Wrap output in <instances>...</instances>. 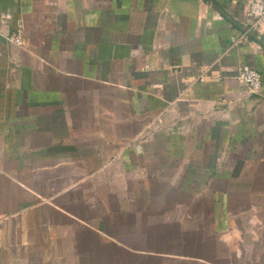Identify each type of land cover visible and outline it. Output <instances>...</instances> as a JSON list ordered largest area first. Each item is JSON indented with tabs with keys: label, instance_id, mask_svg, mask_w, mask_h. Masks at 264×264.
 Returning a JSON list of instances; mask_svg holds the SVG:
<instances>
[{
	"label": "crops",
	"instance_id": "obj_1",
	"mask_svg": "<svg viewBox=\"0 0 264 264\" xmlns=\"http://www.w3.org/2000/svg\"><path fill=\"white\" fill-rule=\"evenodd\" d=\"M225 14L248 25L246 0H0V264L166 255L117 236L160 222L262 246L264 42Z\"/></svg>",
	"mask_w": 264,
	"mask_h": 264
},
{
	"label": "rangeland",
	"instance_id": "obj_2",
	"mask_svg": "<svg viewBox=\"0 0 264 264\" xmlns=\"http://www.w3.org/2000/svg\"><path fill=\"white\" fill-rule=\"evenodd\" d=\"M208 210H210V208H208ZM189 224L188 221H184V223L160 222L151 226V228L154 231H162L164 234H117V236H120L122 242L126 241L135 248H149L161 251L166 249H178L189 252L207 251L214 252V255L219 258V260L222 259V263L219 262L220 264H227L226 261H229V264H264V253L260 254L264 241H262V246H260V241L257 238L252 239L251 234H237L238 238L231 237L232 239L229 240L231 245H228L226 241V243H224L222 242L223 240L219 239V234H191L195 227L191 228L188 226ZM199 225H209V222H206L203 218L202 222L199 221ZM197 231H199V229H197ZM176 237L177 239L180 238L182 243H173ZM205 239L207 240V247H205L204 244ZM227 252L228 255L230 254L229 256H227ZM235 252L241 253L237 257L234 254ZM134 259H136L134 256H124L121 262L124 264H131V262L137 264H152L148 260L138 262V260Z\"/></svg>",
	"mask_w": 264,
	"mask_h": 264
},
{
	"label": "built area",
	"instance_id": "obj_3",
	"mask_svg": "<svg viewBox=\"0 0 264 264\" xmlns=\"http://www.w3.org/2000/svg\"><path fill=\"white\" fill-rule=\"evenodd\" d=\"M246 25L250 30L258 29L256 35L262 38L264 42V30L260 29L264 24V0H246ZM246 34L245 31L241 35ZM10 41L15 44H22L23 40L20 35L14 34L9 37ZM235 77L249 86L252 91H258L262 86V74L254 66L248 63H242L237 68Z\"/></svg>",
	"mask_w": 264,
	"mask_h": 264
},
{
	"label": "trees",
	"instance_id": "obj_4",
	"mask_svg": "<svg viewBox=\"0 0 264 264\" xmlns=\"http://www.w3.org/2000/svg\"><path fill=\"white\" fill-rule=\"evenodd\" d=\"M179 237V236H178ZM177 237L173 240L175 244L182 243V240L180 241V238ZM176 240V241H175ZM170 241V238H169ZM205 247H207V240H204ZM166 253V255H160L156 253L152 254H139L136 255L138 262L142 260H148L152 264H199L201 261L198 260L200 258L206 259L208 261H211L216 264L222 263L219 258H217L214 255V252H189V251H183L178 249H166L162 250ZM188 257V258H186ZM192 257V258H189ZM220 262V263H219Z\"/></svg>",
	"mask_w": 264,
	"mask_h": 264
},
{
	"label": "water",
	"instance_id": "obj_5",
	"mask_svg": "<svg viewBox=\"0 0 264 264\" xmlns=\"http://www.w3.org/2000/svg\"><path fill=\"white\" fill-rule=\"evenodd\" d=\"M226 17L232 21H234L236 24H238L240 26V28L245 31L247 34H250V35H253L255 37H257L256 33L253 31V30H250L248 27H246L245 25L243 24H240L239 22L235 21L233 18H231V16L225 14Z\"/></svg>",
	"mask_w": 264,
	"mask_h": 264
}]
</instances>
